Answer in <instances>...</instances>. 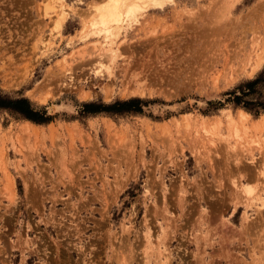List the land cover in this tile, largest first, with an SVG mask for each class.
<instances>
[{
	"label": "rangeland",
	"instance_id": "1",
	"mask_svg": "<svg viewBox=\"0 0 264 264\" xmlns=\"http://www.w3.org/2000/svg\"><path fill=\"white\" fill-rule=\"evenodd\" d=\"M99 1L0 0V92L51 116L0 110V264H264V113L224 94L264 71V0H162L110 44Z\"/></svg>",
	"mask_w": 264,
	"mask_h": 264
},
{
	"label": "bare ground",
	"instance_id": "2",
	"mask_svg": "<svg viewBox=\"0 0 264 264\" xmlns=\"http://www.w3.org/2000/svg\"><path fill=\"white\" fill-rule=\"evenodd\" d=\"M48 1H52V0H48ZM103 1V0H101ZM99 1V2H101ZM165 1V0H164ZM167 3H171L173 0H166ZM162 0H104L103 2L99 3V4H93L92 5V12L94 13L92 16L93 18L91 19V21L88 23L90 25V27L92 28V30L95 31V33L97 34H104V39H108L110 44L113 41V36L116 34L115 31L122 28L123 24H130L131 21H135L136 16L138 15L137 13H139V11H142L146 8H148V6H160L162 4ZM164 3V2H163ZM66 6L61 4L60 6V10L59 11H54L55 12V16H59V15H64L67 13V9L65 8ZM89 7V5H88ZM87 7V8H88ZM72 10V9H71ZM87 12V11H86ZM89 13V12H88ZM91 13V12H90ZM137 14V15H136ZM91 15V14H89ZM216 15V14H214ZM86 16V15H85ZM52 17V16H51ZM61 18V17H60ZM137 19V18H136ZM218 23V22H217ZM216 23V24H217ZM219 25V24H218ZM203 27V26H202ZM217 27V26H216ZM264 27V26H263ZM218 29V28H217ZM220 29V28H219ZM263 29V28H262ZM264 32V31H263ZM254 33V32H253ZM204 35V34H203ZM207 36V35H206ZM212 36V35H211ZM254 36V35H253ZM192 37V36H191ZM203 38V37H201ZM198 40V39H196ZM105 41V40H104ZM263 36L258 38L253 37V39H251V41H248V43H245L243 45H238V50L236 52H234L233 54V58L234 60H236V63L238 64H245L248 60L251 61L254 57V55L256 54V52L258 51V49L261 47V45L263 44ZM96 43V42H95ZM186 43V42H185ZM206 43V41H205ZM207 44V43H206ZM245 45V46H244ZM189 46V45H188ZM201 46V45H200ZM204 46V45H203ZM206 46V45H205ZM263 48V47H262ZM207 49V48H206ZM260 50V49H259ZM110 54H108L109 58L114 56V51L115 49H113L112 47L110 48V50L106 51L109 52ZM105 52V51H104ZM103 52V53H104ZM117 52V50L115 51ZM101 53V54H103ZM101 54L98 55V58L101 57ZM199 54V53H198ZM104 56V54H103ZM230 56V55H229ZM227 56V57H229ZM97 58V57H96ZM226 58V56H225ZM224 58V60H225ZM255 58V57H254ZM112 59V58H111ZM220 59V58H219ZM228 59V58H227ZM110 60V59H109ZM88 61V60H87ZM104 61V60H103ZM229 63V62H227ZM97 65L96 69H100V66H103V62L101 61V59H98L94 62V65ZM248 64V63H247ZM254 64V63H253ZM259 65V64H258ZM224 66V65H223ZM245 67V66H244ZM94 68V67H93ZM258 68V67H257ZM108 69V68H107ZM95 70V69H94ZM99 71V70H98ZM239 116L242 119V123L247 122L248 118L250 117V114L240 111L239 112ZM264 121V115L263 117H261ZM184 123V122H183ZM27 127L33 126L30 123L26 122ZM258 126V124L255 122L253 124H250L247 128L249 129H256ZM31 129V128H30ZM205 130V129H204ZM25 131V130H24ZM170 132V131H169ZM212 132V131H211ZM108 133V132H107ZM109 135V134H108ZM260 174H258L259 176ZM235 190L238 189L239 193H235L232 194L231 197L233 196L234 199H236L235 205H237V203H242L243 201L242 199V191L244 193H246V189L242 190V184H235ZM234 190V191H235ZM241 194V195H240ZM257 196V195H256ZM245 197L243 196V199ZM247 198V197H246ZM245 198V199H246ZM239 199L242 201L240 202ZM247 202V200H245ZM232 200V199H231ZM246 204V203H245ZM234 205V206H235ZM153 242V241H152ZM163 242V241H162ZM206 242V241H205ZM157 246V244H156ZM202 250V249H201ZM158 251V250H157ZM162 252V251H161ZM150 254V253H149ZM163 254V252L161 253ZM158 256V255H157ZM163 257V255H162ZM165 258V257H163ZM152 259V258H151ZM153 260V259H152ZM154 262V261H152ZM167 262V261H166ZM154 264V263H153Z\"/></svg>",
	"mask_w": 264,
	"mask_h": 264
},
{
	"label": "trees",
	"instance_id": "3",
	"mask_svg": "<svg viewBox=\"0 0 264 264\" xmlns=\"http://www.w3.org/2000/svg\"><path fill=\"white\" fill-rule=\"evenodd\" d=\"M264 85V71L249 80H244L234 86L224 94L229 96L227 99L233 107H240L251 114L264 113V102H262L257 89ZM142 101L139 98H128L126 100H116L111 103L83 102L81 112L84 114L105 113L109 115H120L124 113L141 112ZM0 110L7 111L18 117L29 120L36 124H45L51 120V116L46 113L43 106L32 104L25 97H10L0 92Z\"/></svg>",
	"mask_w": 264,
	"mask_h": 264
}]
</instances>
